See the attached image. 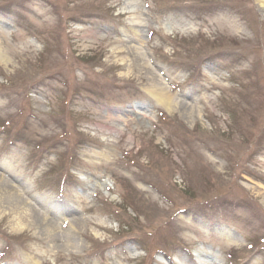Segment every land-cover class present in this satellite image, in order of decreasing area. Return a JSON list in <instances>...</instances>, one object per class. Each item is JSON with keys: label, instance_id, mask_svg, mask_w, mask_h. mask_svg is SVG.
I'll return each mask as SVG.
<instances>
[{"label": "rangeland", "instance_id": "obj_1", "mask_svg": "<svg viewBox=\"0 0 264 264\" xmlns=\"http://www.w3.org/2000/svg\"><path fill=\"white\" fill-rule=\"evenodd\" d=\"M0 179V264H264V10L0 0Z\"/></svg>", "mask_w": 264, "mask_h": 264}, {"label": "bare ground", "instance_id": "obj_2", "mask_svg": "<svg viewBox=\"0 0 264 264\" xmlns=\"http://www.w3.org/2000/svg\"><path fill=\"white\" fill-rule=\"evenodd\" d=\"M256 2L258 3V6L261 10H264V0H256ZM137 22H139V18L137 19ZM161 96V95H159ZM162 103L165 104L166 106H170L171 105V97L168 96L167 94H165L163 97L160 98ZM1 180V179H0ZM24 184V185H23ZM22 184V192H24V194L27 193L26 189H29L25 184ZM12 191H13V195H17L18 197H20L22 199V202L24 203L22 206V210H18V212L15 213V219H16V224L18 225V227L20 225H22V222L26 219H29L28 216L30 214V207L32 205H30V203L26 200H24V198H22V193L20 192L21 190H18L17 188H13L12 187ZM10 190L5 191H1L0 190V200L2 197H4V195H9ZM8 197V196H6ZM80 220V219H78ZM42 226H43V230H44V234H45V239H48L52 236H54L55 234H58L57 232H59V230H56L55 228H57L56 226L54 227V224L47 218V217H42ZM76 244V242L74 243V245ZM73 245V247H74Z\"/></svg>", "mask_w": 264, "mask_h": 264}]
</instances>
